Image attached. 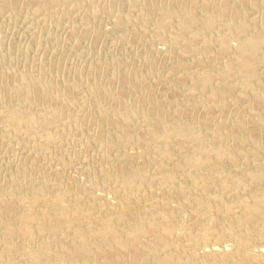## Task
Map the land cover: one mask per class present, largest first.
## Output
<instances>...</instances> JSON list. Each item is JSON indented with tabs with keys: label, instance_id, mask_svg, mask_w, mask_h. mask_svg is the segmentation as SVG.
<instances>
[{
	"label": "bare ground",
	"instance_id": "1",
	"mask_svg": "<svg viewBox=\"0 0 264 264\" xmlns=\"http://www.w3.org/2000/svg\"><path fill=\"white\" fill-rule=\"evenodd\" d=\"M16 1L0 0V10H10ZM148 1L146 9H154V0ZM33 2L36 8H54L71 0ZM114 18L118 25L120 16ZM157 27L158 39L169 46L168 52L157 53L170 58L175 51L178 73L169 80L185 87L181 97L143 94L134 108H101L103 102H126L127 77L120 71L115 90L102 87L97 63L73 79L27 73L0 80V126L15 127L8 131L10 137L37 138L42 146L52 140L62 144L57 139L63 136L61 128L72 127L73 137L83 132L66 108L85 104L97 117L99 107L115 126L99 136L135 141L138 154L147 158L144 164L158 170L150 180L146 169L136 167L140 163L115 152L114 142L98 147L89 142L74 155L90 160L96 152L102 167L93 173L108 183L105 194H96L54 169L42 172L19 162L15 174L7 175L8 186H0V264H264L263 248L256 250L264 245V117L258 111L264 109V0L170 2L162 8ZM147 78L136 83L144 86ZM202 93L204 101L197 97ZM237 102L246 112L241 120L230 119L220 132L217 127L209 131L219 127L217 120L199 129L196 108L204 116L228 114L226 105ZM136 119L144 129L133 133ZM70 132L65 139L72 137ZM99 180L88 181L94 186L103 183Z\"/></svg>",
	"mask_w": 264,
	"mask_h": 264
},
{
	"label": "rangeland",
	"instance_id": "2",
	"mask_svg": "<svg viewBox=\"0 0 264 264\" xmlns=\"http://www.w3.org/2000/svg\"><path fill=\"white\" fill-rule=\"evenodd\" d=\"M33 1L17 0L16 2H11L13 4H11L12 8L10 10H0V80H2L4 77V79H8V77L9 79H15L16 77V79H18L19 77L23 76V74L27 73H30L32 76L35 75V78H37L38 75V78H41L44 76L47 77L49 74H56L60 77H64L66 80L68 78L73 79L74 76L76 77L77 73L84 72V70H86L89 66L97 63L96 71L97 75L99 74L97 76V81L102 87L115 90L118 84L121 83L122 77H127L125 80V85L127 84V88L124 85V90L127 94L125 99L126 102L124 104L120 103L115 105L109 103V106L107 102H103V105L99 106L101 108H114L117 110L123 109L122 111H124L125 107L134 108V106L138 104V100L143 94L152 95L155 97L157 96V98L160 96V94L165 98H170L173 95V97L177 98L185 94V87L183 85L178 83L174 85V83L169 80L173 75L178 73V69H175V67L173 68V57L175 51L174 53L171 51L173 54L170 53V58L168 55L164 53L159 54L156 51L160 50L162 52H168L167 49L169 48L167 42H163L162 40L158 39L160 29L157 27V23H159L160 20L161 10L162 8L166 7V4H170L171 2V4L176 5L178 2H180V0H152L155 2V8L158 7L157 9L154 8L155 10L153 8L150 10L146 9V2H149L148 0H141V2H139L140 0H135L137 5L134 4L135 2H133V0H116L113 3L111 0H71V3L69 4L63 3L62 5L60 4L54 8L52 6L42 7L40 5L39 8H36L37 5H32L36 4ZM116 15L120 16L121 18V22L118 25L113 21L115 20L114 17H116ZM84 17H86L85 22L82 21L84 20ZM174 20L172 22H175ZM85 23L86 25H84ZM229 43L231 44L233 41H229ZM200 53L201 52H198L197 54L200 56L202 55L201 57L203 58L210 56V54L207 52ZM194 54H190V57L192 56L193 58ZM169 68H171V70ZM120 71L124 73V75ZM119 73L122 74V77H118L121 76ZM146 76H148L147 79L149 81L146 79L148 82H146L144 86H138V83H136L139 81L138 79L144 78ZM232 90L234 89L232 88ZM194 94L195 92H191L190 95L194 96ZM197 97H200V99L203 100L205 95L202 93L201 95H197ZM240 103L237 102L230 105L227 104L225 110H228V114H219L218 112L214 111L210 114L207 112L204 116L201 114L203 111H200V109L198 111V108H196L197 112L194 110V114L197 116L195 117L196 121L198 124L200 121H202L199 124V129L201 127H205L206 125L216 124L215 121L217 120V124L220 123L221 126H211L212 130L209 131L214 132L213 128L216 129L215 131H218L219 128L224 131L226 128L224 126L228 121H230V119H233L232 121H237L238 119L241 120L242 116L244 117L246 115V112ZM170 106L172 105L170 104ZM99 107H97V117H95L96 113H91L85 104L79 106L72 105L69 108H66L68 114L76 115V120L77 122L79 121L78 124L82 127L83 132L81 133L80 137L76 135L79 137L77 138L76 136H72V127L61 128V132H63L61 134H63V136H58L57 139H62V144L61 142L59 144L57 140H52L46 146H42L38 143L39 139L37 140V138H33L32 141L35 140V142H32L31 140H25L23 136L10 137V133H8V131L15 129V127L12 125H7L4 127L0 126V186H8L7 177L15 174V167H17V165L22 163V165L25 167V162H27L26 168L31 167L34 169L39 167L41 171L43 170L42 172H49L50 169H54L52 171H54L59 176H63L71 180H77L80 182V184L82 183L84 188H89L91 192L96 194L97 192L100 194H103L104 192L105 194L106 188H104V186L108 185V183H104V180L99 178L100 176L98 174L94 175L93 173L96 170L95 167H102V164L95 160L96 152H92L94 157L90 160L84 155L82 156L85 159H82L83 157H81V155L78 158H76L74 155L76 154V151L84 148V145L88 144L89 142H92L93 144L96 143L98 147L100 143L103 144L104 141L114 142L115 144H113L117 154L120 153L122 156H129L131 161L138 164L140 163L141 166L138 165L136 167L138 169H146L150 175V180L158 176V170H153V168H155L154 166H151V168L150 165L144 164V162H147V158L146 156H141L138 154L140 146L135 141H124L122 138L120 139V137H112L110 139L104 135L99 136V131L102 133H110L115 130V126H113V124L106 122L108 121V117H103L101 110L99 111V109H101ZM144 108L146 110L150 109L147 105L144 106ZM258 111L262 113V117H264V109H259ZM258 111L256 112V116H259L260 114H257ZM92 115L93 117H91ZM226 115L227 117H225ZM205 118H207V121ZM3 121L4 115L0 113V125ZM138 121L139 120L136 119L134 121L135 123L133 122L134 125L132 123L131 130L134 131L133 133H138L144 129L142 122L139 121V123ZM220 129L218 132L222 131ZM69 132L72 137L65 139V135ZM92 139H95V141L93 142ZM131 141L133 142L130 143ZM119 148L123 150L118 151L117 149ZM58 160L61 162H58ZM11 166L13 167V170L11 169ZM205 169L206 167H204V170ZM204 170L202 168V173L205 172ZM90 179H101L99 181L103 183L97 185L96 182V184L92 186L91 182L89 184ZM139 187L143 188L144 182H141ZM226 241L227 240H223L224 245H228ZM206 244H209V242ZM259 246L256 248V250H261L262 248V250H264V245ZM199 251L201 253L202 249H199Z\"/></svg>",
	"mask_w": 264,
	"mask_h": 264
}]
</instances>
